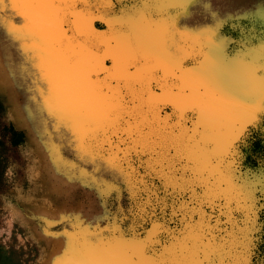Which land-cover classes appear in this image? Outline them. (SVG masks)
<instances>
[{"label": "rangeland", "instance_id": "obj_1", "mask_svg": "<svg viewBox=\"0 0 264 264\" xmlns=\"http://www.w3.org/2000/svg\"><path fill=\"white\" fill-rule=\"evenodd\" d=\"M214 2L51 3L66 38L61 44L86 54V83L109 103L101 120H87L81 109L84 116H55L44 128L17 116L16 87L0 88V264H126L101 250L117 241L142 246L148 258L142 264L153 256L170 264H264V165L255 159L262 151L249 147L257 164L249 169L240 149H248L253 133L264 145V102L249 120L231 123L224 113L193 120L197 109L224 108V90L213 79L202 78L194 89L183 78L204 66L208 53L221 52L249 76L243 93L255 87L264 77V15L257 10L264 0L233 9ZM133 8L147 9L150 19L131 28L118 24ZM24 14L21 8L1 24L0 45L4 35L25 50L30 43L33 51L48 47L50 39ZM157 38L166 50L177 49L171 68L158 65L154 53L145 57V46ZM122 39L129 55L120 60L111 42ZM65 74L54 79V89L61 76L71 80ZM43 89L39 98L54 108L61 92ZM186 241L193 249L181 252Z\"/></svg>", "mask_w": 264, "mask_h": 264}, {"label": "bare ground", "instance_id": "obj_2", "mask_svg": "<svg viewBox=\"0 0 264 264\" xmlns=\"http://www.w3.org/2000/svg\"><path fill=\"white\" fill-rule=\"evenodd\" d=\"M18 1L19 0H3V3L0 4V26L11 17L10 15L12 13L19 12L22 8V10L25 11V14L32 16L44 38L47 37L50 41L48 47L37 46V51H33L31 49L34 45L31 43L30 46H28V50H25V48L22 49L20 46L9 45V42L4 35L1 38L3 43L0 45V88L6 89L10 87V85L16 87L17 90L15 91L13 106H15L14 109L16 108L15 111L17 116L20 119H27L30 124H37L44 128L50 127L51 124H53L52 118H55V116L58 117L59 121L66 120L68 118L67 116L82 117L83 113L81 109H85L87 120L92 119V121H94L93 119L95 118V120L97 119L98 121L103 119L106 113L105 109L109 102H106L105 95L100 91L93 89L89 83H86V77L84 75L86 72L83 73L84 71L81 70L82 67L85 66V61H87L85 60L86 54L84 52H75L67 42H64L66 45L61 44L66 38H63L61 31L59 30L57 9L56 7L54 8L55 5L53 6L51 3H35L32 2V0H26V5H21ZM214 1L215 6L219 8H223L224 6L225 8L230 7L233 9V6H238L240 4L241 6L248 5L246 0H219V3H217V0ZM245 8L246 7H244V9ZM193 14L195 15L194 17H196L199 14V9L196 10V12H193ZM202 19L203 18H201V20ZM160 42H162L161 38H157L155 44H153L152 41L151 44L146 45L144 49L145 57H149L154 53L158 65L161 67L163 66V68H171L172 64L174 65L178 62V58L174 57L175 54H177V49L171 47L170 50H166L164 46H161ZM111 43H113L111 51H113L120 60L128 58L129 52L124 47V45L127 44L126 39L120 41L115 40ZM106 49L109 50V48ZM78 50L80 51L81 49ZM108 50L106 51L108 52ZM141 53H143V51ZM68 56H71L70 59H67ZM105 57L106 54L103 58ZM205 60V65L198 68V70L204 68V73L193 76L192 74H194V70H197L193 68L186 72L185 74H188V76L184 75L183 78H188L190 81V83H188L189 86L192 84L194 89L199 87V80H203L202 78L216 80L221 88H223L225 97L223 100L224 108L222 105L220 109H207L209 111L203 109L208 114V117H211L213 114L224 113L228 115L227 117L231 123L236 120L252 119L255 108L254 106L257 105L258 102H264V77L257 80L255 87L243 93L242 88L249 76L243 78V75H240L241 72H244V70H242V65H239L236 60H225L221 52L216 54L208 53ZM87 70L88 69H86V71ZM67 71L71 73V80H68L65 76H61L60 80H56L60 85L59 87L56 86V88L61 92L60 98H58V103H55L54 108L44 105L39 98L41 95L38 93V89L44 90L43 88L45 87H51L52 91L56 90L54 89L55 85L52 82L60 73L65 74ZM196 72L194 75L197 74ZM160 78L161 76H159V79ZM242 78L244 79L242 81L243 83L237 85L234 89L235 81ZM49 82L50 85H48ZM21 86L25 91L27 89H31L32 91L27 90L28 92L25 94L20 90ZM239 89L242 91L240 90V92L237 93V90ZM58 90L55 91V94ZM28 94L32 97V102L30 103H27V100L30 98H28ZM242 97H249L252 102L247 104L243 103L241 99ZM77 109H80V111ZM197 110L200 111L201 109ZM83 122L85 121L83 120ZM76 125L80 128L79 121H76ZM59 128L61 129L60 126ZM221 140H224L223 137ZM221 146L222 144L219 139L215 150L220 149ZM111 161L112 160H110V162ZM123 246L127 248L135 245L129 243L124 244ZM125 256L126 252H122L118 258L124 260Z\"/></svg>", "mask_w": 264, "mask_h": 264}, {"label": "snow or ice", "instance_id": "obj_3", "mask_svg": "<svg viewBox=\"0 0 264 264\" xmlns=\"http://www.w3.org/2000/svg\"><path fill=\"white\" fill-rule=\"evenodd\" d=\"M32 2L35 3H43V4H50V3H56L57 0H32ZM127 3H143V4H148L151 2V0H125ZM201 5H204L208 2V0H197ZM3 3V0H0V4ZM257 10L260 12L261 15H264V3H261L257 5ZM150 15L149 11L147 9H144L143 11L133 8L127 11V14L118 18L117 23L120 25H127L129 28L132 27L135 21L137 20H149ZM114 79L117 80V83L121 79H123L122 76L120 77H114ZM175 87V85H173ZM242 102L243 103H251V98L249 97H242ZM208 118V114L201 109L199 116L193 115L192 119L193 120H205ZM109 124L115 125L116 121L109 119ZM210 207H215L214 205H210ZM125 242L123 241H117L114 244L107 245V246H102L101 250L105 253L106 257L109 259L117 258L122 252H126V256L124 257L126 264H142V261L147 260L148 258L144 256L143 252L141 251L142 246H131L125 248L124 245ZM199 247V246H197ZM193 249V243L191 241H186L184 244L180 246V251L181 252H188ZM146 251L150 252V249H145ZM202 250V248H201ZM150 264H170L169 261L167 260H160L158 257L153 256L151 259ZM202 264H208L207 261L202 262Z\"/></svg>", "mask_w": 264, "mask_h": 264}, {"label": "trees", "instance_id": "obj_4", "mask_svg": "<svg viewBox=\"0 0 264 264\" xmlns=\"http://www.w3.org/2000/svg\"><path fill=\"white\" fill-rule=\"evenodd\" d=\"M247 143L249 144L248 149H243L242 146H240V149L242 150L241 153H243L245 155V160L243 162V166L247 167L249 169H254L255 167H257V164L255 163V159H261L259 166L264 165V145L262 143V141L257 140V136L255 135V133L251 134V136H249ZM242 145V144H239ZM251 145H254L256 150H260V152L262 151V155L255 157L254 160H252L250 158V156L247 155V151L250 149L249 147Z\"/></svg>", "mask_w": 264, "mask_h": 264}]
</instances>
